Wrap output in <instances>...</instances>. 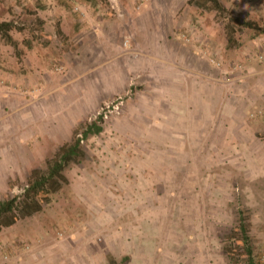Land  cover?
<instances>
[{"label": "rangeland", "instance_id": "374dc122", "mask_svg": "<svg viewBox=\"0 0 264 264\" xmlns=\"http://www.w3.org/2000/svg\"><path fill=\"white\" fill-rule=\"evenodd\" d=\"M135 1L130 6L139 11L146 0ZM175 1L180 0H152L164 7ZM219 1L224 12L194 8L191 25L182 31L191 35L193 27L204 39L203 49L213 50L221 102L232 99L235 88L246 113L236 105V128L204 129L205 136L196 137L195 131L186 136L180 127L187 123L163 105L151 104L165 91L156 92L139 75H129L126 89L99 100L107 85L118 88L111 72L117 62L98 52H77L80 43L73 37L92 29L93 9L121 18L120 0H0V23L12 25L11 43L0 38V46H11L4 60L0 55V68L31 75L27 50L37 47L33 67L49 75L44 93L59 90L58 147L55 139L45 143L41 136L52 132L45 109L42 121L29 126L19 119L0 129L22 136L17 145L6 137L0 147V200L19 195L30 171L44 168L79 127L96 121L102 129L82 142L85 157L64 170L68 183L39 212L0 229V264H36L38 255L45 264H245L239 217L254 264H264V0ZM236 18L253 21L259 30L240 28ZM117 52L144 51L130 37ZM5 86L0 80V88ZM16 90L13 99L34 95ZM2 108L0 120L18 121L9 113L15 106ZM229 249L237 251L235 260Z\"/></svg>", "mask_w": 264, "mask_h": 264}, {"label": "crops", "instance_id": "0c3cea01", "mask_svg": "<svg viewBox=\"0 0 264 264\" xmlns=\"http://www.w3.org/2000/svg\"><path fill=\"white\" fill-rule=\"evenodd\" d=\"M129 1L120 0V9L116 8L121 14V18L107 16L110 13L102 9H93L95 12L92 13L95 14V18L91 23L92 29L90 31L80 29L73 37V41L78 39L80 43L81 50H76L77 52L80 53L85 50L90 55L98 52L100 57L115 58V62H117L118 68L116 67L111 72L115 75L118 88L107 85L105 93L98 94L99 100L101 101V99L107 97L106 95L110 96L126 89L125 87L129 83L128 79L131 75L136 74L140 76L139 81L154 84L156 92H159L160 88L165 91L163 98L157 96L151 100V104L163 105L165 107L163 111L175 115L176 121L187 123L185 127H180V129L186 130V136L189 135V132L195 131L191 135L204 137V129H207V132H214L216 129L228 132L230 129L236 128L235 107L236 105H243L240 112L242 111L241 113L245 114L244 107L246 104L244 100L236 99L234 96L236 89L232 88V99L221 102L219 98L222 92L220 88L221 81L216 67L210 63V59L216 57L213 50L205 51L203 49L204 39L197 35L193 27L190 29L191 35L182 31V26L187 23L189 26L191 25L189 12L191 13L192 9L198 8L189 4V0L175 1L174 5H167L166 7L160 6V4L157 5L152 0H146L140 4L139 11H135L134 6H130ZM132 1L137 5L135 0ZM57 9H55L56 12H58ZM181 9L183 15L179 14ZM71 19L75 22L78 21L73 17ZM190 30L187 29V31ZM182 36H185V39ZM130 37H133V39L135 37L139 46L142 47L144 52L141 55L117 52V47L124 40L128 41ZM212 42L210 41L211 45ZM10 50L11 46L7 44L0 46L2 60H4V54L7 52L11 54ZM36 50L37 47L27 50L26 65L31 75L12 74L13 72L7 71L4 67L0 68V80L8 85L0 88L4 91V94L0 96V113H4V108H2L4 105H13L15 108L9 111L10 116L16 114L17 116H13L16 117L14 120L18 119V121L5 120L4 122L1 119L0 129L7 127L8 124L10 126L17 124L19 119L25 121V123L27 122L29 126L32 121L35 122L38 119L42 121L44 118L43 109H45L47 123L51 125L52 132L41 134V136L46 141L45 143L55 139L58 147L59 133L58 130L55 133L54 129V122H58V117L54 118V107L58 102L55 95L57 96L59 90L44 93L42 87L49 80V75L33 67L32 58H34V55L37 58ZM28 57L30 61H28ZM102 72L104 71L101 70ZM145 86L146 88L149 87L146 84ZM16 89L33 91L34 95L30 99L23 97L13 99V90L17 91ZM155 91L154 93H156ZM156 112L159 114L161 110L157 109ZM37 113L40 114L35 116ZM3 118L6 119L7 117L3 115ZM239 121H242L241 118ZM245 125H243V129H245ZM56 127L58 128V125ZM200 131L203 133H200ZM36 135L35 133L34 137L37 138ZM6 137H11V144L17 145L22 136H13V134H9L8 130L2 131L0 132V147H2L3 139H6ZM14 137H16V141ZM28 138L29 136H27ZM24 144L28 147L29 143L26 140ZM38 256L40 259L38 258L36 264H45L42 256Z\"/></svg>", "mask_w": 264, "mask_h": 264}, {"label": "trees", "instance_id": "16d2710c", "mask_svg": "<svg viewBox=\"0 0 264 264\" xmlns=\"http://www.w3.org/2000/svg\"><path fill=\"white\" fill-rule=\"evenodd\" d=\"M198 9L207 11L224 12L225 9L219 0H189ZM235 21L240 28L259 30L253 21H245L236 18ZM12 25L9 22L0 23V38L11 43L9 32ZM230 41V38H228ZM100 120V118H99ZM101 127L96 121L79 127L73 132L71 139L61 145L54 155L47 159L44 168H34L26 178V183L19 195L0 200V229L14 225L18 220L30 217L39 212L44 204L49 202L50 196L68 183L64 170L72 163H77L85 157L82 142L90 135L101 132ZM239 219L238 239L243 248L242 256L245 264H254L252 250L247 235V227L243 220ZM235 249H229L228 256L235 260L237 255Z\"/></svg>", "mask_w": 264, "mask_h": 264}]
</instances>
